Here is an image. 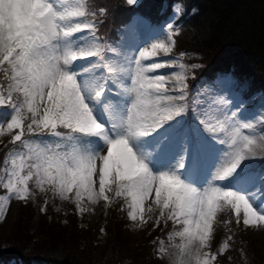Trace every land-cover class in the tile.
Segmentation results:
<instances>
[{
  "label": "snow or ice",
  "instance_id": "1",
  "mask_svg": "<svg viewBox=\"0 0 264 264\" xmlns=\"http://www.w3.org/2000/svg\"><path fill=\"white\" fill-rule=\"evenodd\" d=\"M127 3L133 5L136 0ZM89 14L97 15L80 3L69 6L68 0H0V72L8 81L6 88L0 85V106L12 110L6 125L7 131L15 130L11 143L20 142L27 150L4 161L10 166L5 168L3 186L17 199L26 200L29 181L35 178L37 185H50L62 199L74 198L81 211L85 198L107 201V193L114 192L129 202L133 221L138 213L144 219V202L152 197L162 217L168 210L166 219L182 226V231L174 233L183 241L182 250L190 252L194 247L196 264H212L216 257L203 249L209 246L219 210L230 208L245 226L264 225V206L256 205L255 192L250 190L257 177L241 167L255 143L241 129L251 125L241 122L229 105L228 111L217 109L215 123L195 113L196 135L177 139L174 129L181 123L177 118L187 107L184 77L177 75L168 88L165 75H149L165 65L144 63L161 51L170 52V44L152 43L140 49L139 56H126L127 67L105 63L106 76L90 77L91 69L80 71L74 64L87 57L104 59L99 45L86 46V39L74 36L95 28L93 23L75 19ZM168 29L171 41L173 26L169 24ZM122 74L130 81L124 91L131 103L109 110L106 124L97 106L104 103L108 81L122 83ZM229 99L220 103L228 104ZM240 103L232 99L237 107ZM204 132L219 144H228V150L215 155L212 167L216 169L223 159L220 170L200 180L209 149ZM218 132L227 133L228 140L216 136ZM42 136L57 139L49 143ZM104 149L106 154L101 155ZM259 179L264 182V173ZM9 199L0 195V219ZM147 210L153 211L151 206ZM227 247L225 243L219 251Z\"/></svg>",
  "mask_w": 264,
  "mask_h": 264
},
{
  "label": "trees",
  "instance_id": "2",
  "mask_svg": "<svg viewBox=\"0 0 264 264\" xmlns=\"http://www.w3.org/2000/svg\"><path fill=\"white\" fill-rule=\"evenodd\" d=\"M172 5L181 7L176 32L172 33L176 52L195 53L199 57L188 59L199 64H195L196 69L190 71L192 75L187 79L189 92L194 93L196 85L206 87L216 75L228 72L247 80L245 96L257 93L256 97L264 100V0H136L133 5L127 0H85L84 3L89 13H97L87 17L94 21V37L105 48L118 39L134 15L159 25L170 14ZM5 81L0 72V85L4 86ZM104 121L107 124L105 118ZM12 144L10 140L9 145L0 147V172ZM122 202L114 195L111 211L102 222L91 226L80 222L69 206L55 214L44 201L35 207L28 199H18L11 226L0 240V264H161L154 241L156 235L163 237L169 229L157 230L154 237L150 235L135 243L128 231ZM32 217L36 218L33 229ZM213 232L212 244L208 246V252L216 257L212 264H264L262 250L240 238L230 208L221 209ZM225 243L228 247L219 251Z\"/></svg>",
  "mask_w": 264,
  "mask_h": 264
},
{
  "label": "rangeland",
  "instance_id": "3",
  "mask_svg": "<svg viewBox=\"0 0 264 264\" xmlns=\"http://www.w3.org/2000/svg\"><path fill=\"white\" fill-rule=\"evenodd\" d=\"M61 2H64V0H61ZM68 3L69 6L75 5L77 3L83 5L85 0H68ZM171 7V13L166 19H164L161 26L159 27H153L147 23L146 19H143L139 16H134L126 25V27H124L118 39L110 43L106 48L103 47L94 37L93 30L89 32V30L85 29L83 33H75L74 36L83 37L87 40L86 46L95 47L96 45H99L102 49L101 54L104 57L103 60H101L100 57H87L78 59L74 62L75 66L80 71H83L86 68L91 69V71L87 73V75L90 77H104L107 75V70L103 66L105 63L111 62L114 65L127 67L125 61L126 56H139L140 49L144 47L150 48L152 43L165 42L170 44V52L164 53L161 51L157 54V56L144 61L145 65L152 62H159L164 64L165 67L157 70L156 73H150L149 75H165L166 79L169 81V83L166 85L168 88L173 87V82L175 81V77L177 75L183 76L184 82L187 83V79L192 75L190 71L196 69V67L199 66V64H197L198 62H189L188 59L199 57L195 53L179 54L176 52V48L172 43V40H168V25L171 24L173 26L172 33H175L176 25H173V21L181 12L180 6L172 5ZM75 19H83L86 22L94 23L92 18L89 19L87 16L84 18ZM195 64H197V66ZM181 65H183V67H181ZM129 83L130 81L123 74L122 83L117 84L113 83L111 80L108 81L107 87L108 89H112V91L106 92L104 94L103 105L97 106L98 113H103L100 116L101 120H104L108 111L112 108L122 105L125 101H127L129 104L131 103V100L128 98L129 94L124 91V86L128 85ZM7 84L8 81H6L4 84L5 88L7 87ZM246 87V79H237L236 76L231 73L220 75L219 77L213 79L211 83H208L204 88L202 86L196 85V89L193 90L195 92L192 94L189 92V88L187 87L186 111L182 117L177 118L178 120H181V123L174 129V134L177 139H181L184 136L194 137L196 135L195 125L198 123V121L194 119L195 113H203L204 115L202 118L209 120L211 123H215L217 116H219L217 109L219 108L228 111L229 105H231V110L237 111L239 120L241 122L247 121L251 125L249 128L241 129L242 135H248L250 138H252L254 135H257V133L260 134L258 136L259 141L257 144V150H255V154L250 155V157L242 162L241 165L245 172L253 173L257 177L255 182L250 186V190L255 192L256 205L260 207L264 206V182L259 179L261 174L264 173V116L260 115V113H264V102L261 97H255V94L257 93H252L249 96H245L243 91ZM15 95L16 94H14V96ZM229 97H232V99H236L238 101H242V103L239 104V107H237L235 104H232V99H229L228 104L220 103L223 99ZM11 111V108L7 109V107L4 108V106H0V147L6 143H8V145L10 144L13 132L15 131L13 130V132H9L6 130L7 120L11 114ZM28 122L29 121H25V123ZM169 123H175V121ZM165 127H168V125H165ZM158 131H163V129ZM203 135L209 137V149L208 154L204 159V173L199 177L200 180H203L209 172L214 175L216 171L220 170L221 166L223 165V159L221 160V164L217 165L216 169H213L212 167L215 163V155L222 154L224 151L228 150V144H219L217 140L211 139L210 134L206 132H204ZM215 135L220 139L228 140L227 133L218 132ZM26 137L29 139H35L27 133ZM40 139L51 143L52 140L57 138L42 136ZM40 139H37V142H40ZM18 151L27 150L22 148L20 142H16L15 144L8 146V154L6 159L10 160L11 157ZM103 154H106V149L101 152V155ZM97 163L99 164V161ZM9 166L10 165L5 164L0 172V195L10 196L4 218L0 219V240L5 237L11 226L15 206L18 201V199L14 195L9 194L3 186V184L7 182L5 168ZM237 171H240V169ZM193 178L196 177L194 176ZM225 183H227V181L218 182L217 186ZM28 186L30 195L27 199L30 200L35 205V207L41 206L42 202L44 201L48 204L53 213L59 214L66 206H69L80 222H84L91 226L98 225L100 222H102L105 215L111 211L110 204L112 203L114 197V192H108L107 195L110 197V199L107 201L101 198L93 202L85 198L81 202V207L84 209V211H81L77 207L74 198L62 199L55 193L50 185L45 184L41 187L37 185L35 178H33L29 181ZM120 198L123 200L121 206L124 211L125 219L128 220V231L135 243H139L150 235H153L152 237H154L157 234V230H163L165 227H167L169 231L163 237L156 235V240L154 241L155 254L160 257L161 264H196V261L192 258V254H194L196 251L195 248H191V254L188 250H182L180 246L182 245L183 241L179 236L174 235L176 231H182V226L175 223L173 220L166 219L168 210H164L165 216L162 217L160 215V209L152 203V197H149L143 205L145 209L143 212L144 219L141 220L140 214L138 213L137 220L133 221L128 215L129 211L131 210L128 206L129 202L125 200L124 197ZM149 206L152 207L153 211L149 212L147 210ZM231 212L235 218V226L240 238L243 241L251 244L254 248L262 250L264 253V225L251 227L245 226L242 220L237 222L235 212L233 210H231ZM220 213L221 210L217 212L214 223L216 218L220 217ZM35 225L36 218L32 217L30 221L31 229H33ZM213 236L214 232H212L209 245L212 244ZM161 247L164 249L163 252L160 251ZM203 251L209 253L208 251H210V249L208 250L207 247L203 249ZM203 258L206 257H202V259ZM33 264L40 263L34 262Z\"/></svg>",
  "mask_w": 264,
  "mask_h": 264
},
{
  "label": "bare ground",
  "instance_id": "4",
  "mask_svg": "<svg viewBox=\"0 0 264 264\" xmlns=\"http://www.w3.org/2000/svg\"><path fill=\"white\" fill-rule=\"evenodd\" d=\"M253 123V122H252ZM248 130V129H247ZM252 132V131H251ZM257 133V132H256ZM260 134H258L257 133V135H254L253 137H252V139L255 141V143H254V145H252L251 146V148H252V154H255V150H257V144H258V141H259V136ZM261 138V137H260ZM262 140H263V138H262ZM264 142V141H263ZM251 154V155H252ZM258 155V154H257ZM251 157H253V156H251Z\"/></svg>",
  "mask_w": 264,
  "mask_h": 264
}]
</instances>
